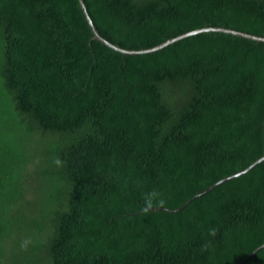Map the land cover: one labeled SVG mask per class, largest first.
Masks as SVG:
<instances>
[{
	"label": "trees",
	"instance_id": "trees-1",
	"mask_svg": "<svg viewBox=\"0 0 264 264\" xmlns=\"http://www.w3.org/2000/svg\"><path fill=\"white\" fill-rule=\"evenodd\" d=\"M85 3L128 49L264 36V0ZM92 36L78 0H0V264L240 263L264 160L187 201L263 154L264 41Z\"/></svg>",
	"mask_w": 264,
	"mask_h": 264
},
{
	"label": "water",
	"instance_id": "water-1",
	"mask_svg": "<svg viewBox=\"0 0 264 264\" xmlns=\"http://www.w3.org/2000/svg\"><path fill=\"white\" fill-rule=\"evenodd\" d=\"M79 1V4H80V7L82 9V12L85 16V19L87 21V23L89 24L92 32H93V36L92 38H95V39H98L99 41H101L102 43L106 44L107 46L123 53V54H140V53H148V52H152L154 50H158V49H161L162 47L170 44V43H173L179 39H182L184 37H187L191 34H196V33H200V32H203V31H209V30H213V31H223V32H228V33H232V34H235V35H238V36H242V37H246V38H251V39H255V40H258V41H264V36H261V35H257V34H252V33H249V32H245V31H242V30H237V29H234V28H228V27H224V26H210V25H207L205 27H201V28H197V29H193V30H190V31H187V32H184L182 34H179L175 37H172V38H169L155 46H152V47H148V48H142V49H128V48H123L111 41H109L108 39H106L100 32L99 30L97 29V27L95 26L93 20H92V17L88 11V8L86 6V3H85V0H78ZM264 160V151H263V154L257 158L256 160H254L249 166H247L246 168L238 171V172H235L233 174H230L228 176H225L223 178H221L220 180L216 181L215 183L211 184L210 186H208L205 190L199 192L197 195L191 197L187 202H189L192 198L196 197V196H200L202 194H204L205 192L209 191L211 188H213L214 186L230 179V178H233L237 175H240V174H243L245 173L246 171H248L249 169H251L253 166H255L257 163H259L260 161ZM181 208V207H180ZM158 209H162L161 207H159ZM166 209V208H165ZM262 247H264V242L262 244H260L259 246H257L253 251H251L244 259L241 260L240 263L238 264H243L251 255H253L255 252H257L258 250H260Z\"/></svg>",
	"mask_w": 264,
	"mask_h": 264
}]
</instances>
